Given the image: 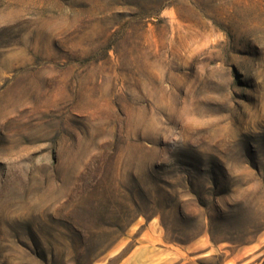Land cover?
Masks as SVG:
<instances>
[{
	"label": "rangeland",
	"instance_id": "1",
	"mask_svg": "<svg viewBox=\"0 0 264 264\" xmlns=\"http://www.w3.org/2000/svg\"><path fill=\"white\" fill-rule=\"evenodd\" d=\"M0 264H264V0H0Z\"/></svg>",
	"mask_w": 264,
	"mask_h": 264
},
{
	"label": "trees",
	"instance_id": "2",
	"mask_svg": "<svg viewBox=\"0 0 264 264\" xmlns=\"http://www.w3.org/2000/svg\"><path fill=\"white\" fill-rule=\"evenodd\" d=\"M95 251H97V250H95V249H87L86 253H87L88 256H90V255H94Z\"/></svg>",
	"mask_w": 264,
	"mask_h": 264
}]
</instances>
